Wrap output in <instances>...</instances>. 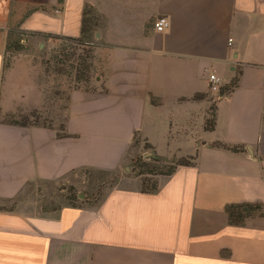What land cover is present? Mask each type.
Returning a JSON list of instances; mask_svg holds the SVG:
<instances>
[{
    "label": "crops",
    "instance_id": "crops-1",
    "mask_svg": "<svg viewBox=\"0 0 264 264\" xmlns=\"http://www.w3.org/2000/svg\"><path fill=\"white\" fill-rule=\"evenodd\" d=\"M85 7L98 18L97 63L89 86L68 94L69 137L57 138L55 125L0 121V202L79 169H116L135 135L154 155L194 164L159 177L154 193L133 178L46 215L0 211V264H264V216L231 225L225 213L234 203L264 207V0H0L3 110L29 104L42 72L29 51L78 37ZM161 16L169 26L157 32ZM14 33L28 49L5 65ZM210 73L237 86L220 96Z\"/></svg>",
    "mask_w": 264,
    "mask_h": 264
},
{
    "label": "rangeland",
    "instance_id": "rangeland-1",
    "mask_svg": "<svg viewBox=\"0 0 264 264\" xmlns=\"http://www.w3.org/2000/svg\"><path fill=\"white\" fill-rule=\"evenodd\" d=\"M20 38V33H14L8 43L16 42L22 45V50L28 49L26 42H20ZM44 41L45 43L41 48L35 47L32 52L29 51L28 53L32 63L34 65L38 64L42 69L41 76L38 75L37 70L35 72L36 85L35 90L29 94V104L25 106L18 105L12 111H5L0 106V121L5 123L19 121L22 115L31 109H35L52 125L58 126L65 115L69 92L89 86L90 82L85 85L81 81L78 82L77 77H81L85 66L93 65L95 68L97 58L93 48L56 39H45ZM17 54L13 51H8L5 62L8 63ZM53 56L57 60L68 58V61L60 65L62 67L61 73L54 71L56 64L55 60H52ZM212 106L214 107V104ZM150 152V150L144 149L142 143L138 146H134L132 143L129 156L116 169L108 171H98L89 168L79 169L73 171L67 179L62 181L37 183L32 189L22 195L19 200L0 202V207L5 211L18 210L25 213L37 212L46 215L64 205H68L67 197H69L71 192L76 193L78 196V200L74 203L80 204L84 201L87 203L96 202L109 188L130 187L133 178L139 181L141 189V179L134 175L132 161L138 156L147 157ZM166 160L159 164L163 170H166L174 159L168 158ZM262 212L264 210L259 211V213Z\"/></svg>",
    "mask_w": 264,
    "mask_h": 264
},
{
    "label": "trees",
    "instance_id": "trees-1",
    "mask_svg": "<svg viewBox=\"0 0 264 264\" xmlns=\"http://www.w3.org/2000/svg\"><path fill=\"white\" fill-rule=\"evenodd\" d=\"M97 20L98 18L94 13V11L90 7H85L83 9L80 33L78 37L69 38V37L51 36L50 38H54L56 40L66 41L70 43H75L83 46H91L93 48L94 31H95L94 27L97 24ZM10 38L11 37L9 35L6 46L7 52L8 51L18 52L22 50V45L16 42L12 44L8 43ZM52 60L53 61L55 60V64H56L54 71L56 73H61L62 67H60V65H63L66 61H68V58L57 60V58L53 56ZM7 64L8 63H6L5 65ZM94 69L95 68L93 65L85 66L83 69L84 70L83 74L81 75V77L79 78L77 77V81L78 82L81 81L82 83L87 85L91 81V78H93L94 76L95 73ZM236 86H237V77L233 78L229 84L222 86L219 89L218 94L220 96L227 94L231 92ZM202 97L203 95H195L193 96V100H198L201 99ZM208 115L210 117L209 118L207 117V119L205 120L204 129L206 131H212L214 128V119H215L214 107L212 105L209 108ZM6 123L12 125H18L22 127L35 126V127L53 129L52 123L48 122L47 119L43 118L42 114L35 109H32L26 114L22 115L19 121H11ZM55 130H56L57 138L69 137V135L65 133L63 122H61ZM139 142H140L139 138L135 135L133 138L134 146H138ZM213 146L218 148H223L235 153L245 151L244 147L242 146H232L221 142H215L213 143ZM143 147L144 149H148V150L152 149V147L147 143H143ZM166 159L167 158L159 157L157 155H154L152 157L138 156L133 159L132 170L134 172V175L141 179V192L154 193L158 187L157 178L159 176H169L179 166H192L194 164L195 157H181L178 159L171 158L174 160L171 161V164L167 167L166 170H163V168L160 167L161 165L159 164L167 161ZM146 176H150V177L147 178ZM71 190L73 189L71 188ZM67 200L69 202L68 205L71 206L79 205L74 203L75 201L78 200V196L76 195V193L71 192L69 197H67ZM261 210H264L262 204L249 203V202L229 204L226 205L225 207L227 221L231 225H241L247 218L255 215L264 216V212L259 213V211ZM0 211H5V210L2 207H0Z\"/></svg>",
    "mask_w": 264,
    "mask_h": 264
},
{
    "label": "built area",
    "instance_id": "built-area-1",
    "mask_svg": "<svg viewBox=\"0 0 264 264\" xmlns=\"http://www.w3.org/2000/svg\"><path fill=\"white\" fill-rule=\"evenodd\" d=\"M169 26V21L166 17H158L154 23V30L157 32L164 31ZM209 90L212 92H219V89L221 88L220 80L219 78L214 74H209Z\"/></svg>",
    "mask_w": 264,
    "mask_h": 264
},
{
    "label": "water",
    "instance_id": "water-1",
    "mask_svg": "<svg viewBox=\"0 0 264 264\" xmlns=\"http://www.w3.org/2000/svg\"><path fill=\"white\" fill-rule=\"evenodd\" d=\"M152 156H154L153 152H150V153L147 154V157H152Z\"/></svg>",
    "mask_w": 264,
    "mask_h": 264
}]
</instances>
